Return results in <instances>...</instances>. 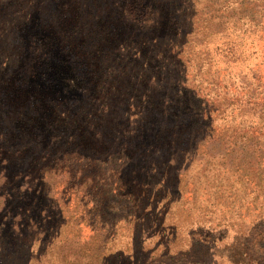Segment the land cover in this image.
Returning a JSON list of instances; mask_svg holds the SVG:
<instances>
[{"label":"rangeland","instance_id":"obj_1","mask_svg":"<svg viewBox=\"0 0 264 264\" xmlns=\"http://www.w3.org/2000/svg\"><path fill=\"white\" fill-rule=\"evenodd\" d=\"M257 41L264 46V0H0V78L32 86L3 115L13 126L30 120L32 101L45 92L123 96L126 78L139 76L136 66L153 61L161 46L176 44L174 62H185L199 59L194 49L245 44L248 53ZM256 56L236 64L230 90L220 82L204 89L208 108L216 101L228 117L211 125L216 135L202 148L213 168L187 169L199 182L196 201L177 187L157 190V178L143 192L128 182L130 173L108 189L100 172L94 182L85 172L87 182L74 185L82 176L49 171L42 186L26 176L16 190L20 177L0 168V264H264V66ZM149 69L158 79L161 72ZM179 73L166 69L168 90ZM7 102L1 89L0 104ZM121 106L106 105V129ZM183 156L174 159L177 172ZM136 164L144 163L128 169Z\"/></svg>","mask_w":264,"mask_h":264},{"label":"trees","instance_id":"obj_2","mask_svg":"<svg viewBox=\"0 0 264 264\" xmlns=\"http://www.w3.org/2000/svg\"><path fill=\"white\" fill-rule=\"evenodd\" d=\"M255 25L259 29L263 23ZM215 37L222 36L211 38ZM178 39L176 37V41ZM255 46L257 49L248 53L244 50L245 44L226 49H194V58L199 59L190 56L185 62H174L181 55L176 51V44L161 46L154 49L153 61L136 66L139 76L131 74L126 78L124 88L127 91L123 96L112 95L110 100L103 92L87 90L78 100L45 92V99L32 101L30 108L34 113L29 116L30 120L15 126L9 125L11 120L3 113H9V106L15 108L22 104L32 86L10 77L4 82L5 77H1L0 91L3 90L8 102L0 104V168L5 172L13 168L12 180L20 177L12 183L16 190L23 187L26 176L31 177L28 184L36 180L35 185L42 186L43 177L49 171L58 174L61 171L69 178L82 176L74 183L66 179L74 185L87 182L85 172L90 173L87 178L91 182L95 181L93 174L100 172L108 189L122 183L120 175L130 173L128 182L143 192L154 187L152 183L157 178V190L177 187L182 193H190V198L196 201L199 182L187 176V169H196V174L201 165V169L213 168V163L203 162L207 156L202 148H206L204 144L210 134L212 138L216 135V128L210 129L211 125L228 117V112L222 111L224 109L216 101L208 108L204 89L220 82L226 91L230 90L234 85L233 69L239 62L246 61L247 56L257 55L255 58L260 60L257 64L264 66V46L258 41ZM167 54H171L169 60ZM46 55L47 52L40 59ZM222 63L225 66H221ZM151 66L161 72L158 79L151 75ZM170 66H177L180 75L178 82L168 90L164 85V73ZM27 69L35 71L32 63ZM109 101L122 106L121 111L109 119L110 128L106 129L104 116ZM235 104L232 99L230 107ZM221 111L223 115L218 117ZM38 117L42 120L33 123ZM262 151L264 153V148ZM180 153L184 154L183 165L177 172L174 159ZM138 160L144 164L128 169L129 163ZM31 202L28 200V204Z\"/></svg>","mask_w":264,"mask_h":264}]
</instances>
